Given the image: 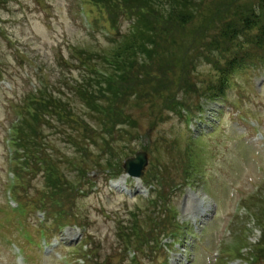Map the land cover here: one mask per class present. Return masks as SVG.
<instances>
[{"label": "rangeland", "instance_id": "obj_1", "mask_svg": "<svg viewBox=\"0 0 264 264\" xmlns=\"http://www.w3.org/2000/svg\"><path fill=\"white\" fill-rule=\"evenodd\" d=\"M107 2L0 0V67L6 82L0 86V223L12 221L7 226L0 225V264H17L13 249L6 248L9 236L5 235L11 234L15 218L22 217L21 212H13L8 207L12 178L9 169H14V165L10 168L5 144L7 128L28 92L46 87L42 78L57 99L56 105L62 106L72 121L61 125L56 120L44 125L39 129L44 136L41 141L52 145L51 156L61 164L63 160L71 178L78 176L82 181V191L66 200L69 201L67 209L71 208L73 213H67L60 223L88 226L87 236L100 251V264H130L129 259L136 253L132 251L127 260L124 243L117 235L119 219H126L127 227L133 225L140 230L157 231L159 228L155 229L153 219L163 225L168 217L167 208L163 207L160 214L153 207H146L138 196L114 193L106 185L108 175L101 167L110 165L119 169L128 156L140 150H147L149 154L144 181L159 188L162 184L158 178L164 176L167 184L164 183L163 190L170 200L168 205L177 212L178 220L187 230L184 242L173 246L174 250L168 249L173 250L171 264H251L242 259L251 254L264 258V51L263 58L258 60L259 51L251 50L255 63L227 73L229 81L219 100H208L212 96L209 93L212 81L217 84V66L225 67L217 58H214V66L200 60L186 72L176 67L170 73L174 78L172 89L176 91L170 93L167 88L166 96L170 94L169 98H178L189 107L202 104L207 110L204 116L193 121L194 126L192 117L187 119L181 109L170 110L169 103L158 92L154 95L149 84L145 96L125 99L120 105L116 98H105L117 101V112L134 119V124L127 126L118 118L119 124L109 134L101 130L98 115L73 89L74 84L85 86L87 73L95 65L105 67L104 58L123 40L113 42L116 33L104 13V10L108 12ZM112 3L115 4V0ZM124 11L119 3L118 13L109 12L115 14L113 18L121 33H126L129 26V17H123ZM188 41L192 42L185 39L183 43ZM159 49L164 52L163 48ZM180 49L177 47L178 53ZM181 53L190 54L184 48ZM182 61L187 62V59ZM95 70L98 72V68ZM244 119L248 124L250 121L257 124L258 129L253 130ZM203 122L217 125L216 130L197 138L202 128L198 124ZM191 137L197 140L191 141ZM73 161L81 162L83 173L67 168ZM90 174L94 175L92 185L86 183ZM27 181V197H40L45 184L42 175L31 174ZM140 181L144 184L143 179ZM181 183L185 185L177 190L173 187ZM126 185L138 188L137 181L131 178L122 184ZM38 228L39 225L30 227L36 239ZM46 229L54 230V222ZM79 230L68 227L63 231L62 257L69 252L76 253L84 245H78L82 237ZM14 238L24 242L17 233ZM240 244L246 247L243 258L230 257L229 246L235 248ZM27 249L34 258L31 259L33 264L36 260L40 264L60 262L53 246L49 250L53 255L49 257L32 244H28ZM216 253L218 256H214Z\"/></svg>", "mask_w": 264, "mask_h": 264}, {"label": "trees", "instance_id": "obj_2", "mask_svg": "<svg viewBox=\"0 0 264 264\" xmlns=\"http://www.w3.org/2000/svg\"><path fill=\"white\" fill-rule=\"evenodd\" d=\"M119 3L125 10L123 17L129 16L134 24L122 35L124 38L117 44L116 51L104 58L106 66L110 64L109 69L113 71H110L111 78L99 74L93 67L87 73L85 86L75 88L80 99L92 107L94 113L100 108L115 107L117 101L111 102L105 99L107 97L116 98L120 105L125 99L145 96L147 84L151 85L154 95L158 92L171 107L183 104L184 101L178 98H169L170 94L166 96L167 88L170 93L176 91L172 89L174 78L170 76L176 67L186 72L203 58L212 64L214 58L226 60L228 68L235 67L252 58L251 50L259 51L256 57L264 51V0H115V4L108 0V12L102 11L115 32L120 31V26L113 18L115 14L109 12L118 13ZM255 31L257 34L251 36ZM185 39L192 42L183 43ZM174 45L190 54L181 53V49L178 53ZM148 60L150 66L141 65L147 64ZM220 74L226 79L224 70ZM222 83L223 80L218 87ZM33 97L30 103L33 111L25 118L24 132L19 136L20 147L30 154L46 157L41 141L44 136L40 135L39 129L51 123L48 117L55 120L60 115H55L56 111L66 116L63 123L66 119L72 120L62 106L56 105L57 99L51 92H39ZM100 120L115 122L111 117H101Z\"/></svg>", "mask_w": 264, "mask_h": 264}, {"label": "water", "instance_id": "obj_3", "mask_svg": "<svg viewBox=\"0 0 264 264\" xmlns=\"http://www.w3.org/2000/svg\"><path fill=\"white\" fill-rule=\"evenodd\" d=\"M147 156L145 153H139L137 158L128 160L126 164V169L130 171L133 175H142V170L147 165Z\"/></svg>", "mask_w": 264, "mask_h": 264}]
</instances>
